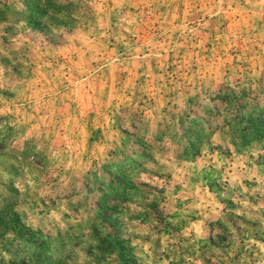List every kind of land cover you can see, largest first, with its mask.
Instances as JSON below:
<instances>
[{
  "label": "rangeland",
  "instance_id": "374dc122",
  "mask_svg": "<svg viewBox=\"0 0 264 264\" xmlns=\"http://www.w3.org/2000/svg\"><path fill=\"white\" fill-rule=\"evenodd\" d=\"M0 264H264V0H0Z\"/></svg>",
  "mask_w": 264,
  "mask_h": 264
}]
</instances>
